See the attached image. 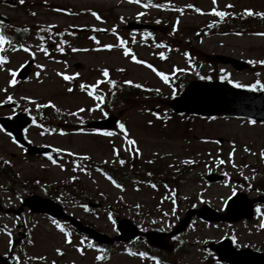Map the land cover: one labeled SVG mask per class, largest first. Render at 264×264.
I'll return each instance as SVG.
<instances>
[{"label": "rangeland", "instance_id": "rangeland-1", "mask_svg": "<svg viewBox=\"0 0 264 264\" xmlns=\"http://www.w3.org/2000/svg\"><path fill=\"white\" fill-rule=\"evenodd\" d=\"M59 3H67L72 7L78 9H96L100 12L101 20H97L91 14L83 16L80 19L73 21L71 18H64L59 15H50L44 11L36 12L35 21L47 23L48 25L68 26L73 25L77 29L85 30L87 33H94L99 39L101 45L114 44L117 41V36L113 34L112 29L115 28L116 33L118 29H123L125 24L129 21L147 23L144 16L137 19V14L142 12L137 4L129 3L126 0H53ZM230 1V0H229ZM227 2V0H223ZM234 5L233 13L237 14L243 7L251 10H256L264 13V0H232L230 3ZM207 2H205L206 4ZM9 17H21L22 22L26 21L21 10H6L4 11ZM156 20L159 19L158 12L155 14ZM167 13L162 14L166 16ZM180 20L177 24L176 31L182 26L193 24L198 26L208 19L206 16L200 15H178ZM182 16V17H181ZM123 17V22L121 21ZM134 19H137L136 21ZM150 25H158L157 30L150 35H143L142 33L130 34L129 38L134 41L133 48L129 49L131 53L137 56V59L152 64L158 71L165 74L172 72V66L180 65L186 66L181 54L173 53L168 57L166 62L159 60L160 49L147 46L140 43L144 37L159 38L164 36V33L171 29L170 24L165 26L155 20L148 22ZM93 29H105L106 31H93ZM179 32V31H178ZM177 32V33H178ZM119 34V33H118ZM163 34V35H162ZM175 37V36H174ZM190 36H186L179 32L178 37H175L176 45L184 46ZM192 47L201 50L200 56H194L195 62L188 68V71H199L201 76H207L214 68L236 82L241 84L248 83L252 78L264 83V66L258 70H253L256 65H251L245 71H235L228 66H224L217 61L218 55H226L234 58H239L245 61L264 60V36L254 34L242 35H222L203 38L200 42H192ZM36 50V49H35ZM179 51V49H178ZM8 57L9 62L0 68V102L11 95L14 100L19 103L20 108H31L34 105L42 104L47 101L52 102L55 107L66 114L70 115V119L74 121L77 126L83 124L84 120L100 119L101 114L87 111L95 105L96 100L93 96H89L88 92L93 89L97 78L98 71L102 69H115L123 72L127 78L135 83L148 85L154 88L164 90L166 94H172L171 89L164 85L159 77L146 64L135 63L130 56H125L123 51H108L107 49L98 50L97 53L78 52L70 59L68 65L61 62H53L46 60L44 57L37 55L39 65L35 71L40 73L37 77L35 74L22 85L9 86V81L12 78L9 69L16 70V68L31 58L30 52L23 49H18ZM187 68V67H186ZM58 71L67 73H79L80 79L70 82L72 84V92L68 91L70 85L63 84V78L58 75ZM223 71V72H222ZM87 85L85 90H81V85ZM77 87V88H74ZM7 88V92L3 89ZM21 97H29L36 103H31L27 99ZM167 98L150 99L146 101L144 108L131 109L121 114H116L120 118V122L126 125L128 136L137 142V147L143 155V159H152L158 163H172L175 159H188L191 155L202 163L206 159H211L214 162L218 158L230 161L229 154L233 153V146L235 152L231 159L235 166L241 169L242 165L260 166L262 161L261 152H264V126H250L244 122L235 119H218L214 121H192L188 120L186 123L182 121L171 120L166 107ZM164 106L162 120H156L154 116L149 114L151 108H159ZM84 108L86 111L78 112L79 109ZM10 110H3L2 113L9 114ZM71 113H78L71 115ZM151 121V124H149ZM118 135L99 136L95 137L88 133H79L75 135L57 136L41 135L39 128L30 129V139L34 144H50L59 147L60 150L69 151L87 156L92 161L110 163L113 161V154L110 141L117 143L124 153L127 154V143L124 139V134L118 132ZM247 148L249 151H245ZM0 155L10 160L12 169L19 172L20 181L26 179L33 180L36 177L45 176L46 182L53 184H60L69 182L73 177L79 178L82 183L88 188L85 201L93 204H100V208H95L98 218L91 214L90 216L85 212V208L68 207V211L79 218H86L101 231L107 235H112V223L103 218V209L108 204H115L119 196L121 205L115 207V212L119 217H125L143 222L154 217L157 213L158 196L152 191L142 188L136 191L128 183H124L123 191L110 184L105 178L96 173L95 170H87L79 168L63 169L56 164L45 165L39 159H23L21 158V151L9 141L6 135L0 134ZM156 158V159H154ZM50 163V162H49ZM44 166V168H43ZM264 169V166H260ZM203 165L193 171V200L198 196L199 200L212 201L213 206L219 207L222 201L233 189H238L236 185H207L203 181L198 182V175L202 173ZM244 175L250 176L251 170L246 169ZM264 176V174H262ZM243 177V176H242ZM196 181V182H195ZM190 183L189 175L184 178L180 185L181 194L184 195V190ZM10 183L6 179L0 178V200L7 205L18 207L19 200L29 194L43 196L45 192L49 193L50 199L54 196L49 188L42 190L44 185H36L35 182L27 184L23 187L17 184L12 187L14 192L8 190ZM47 198V197H46ZM163 198V195H160ZM106 202V203H104ZM63 205L66 207L65 204ZM139 205V207H137ZM150 211V216L145 213ZM93 215V216H92ZM36 219H39L38 221ZM34 221H36L37 228L33 229ZM0 222L9 229L11 233H18L23 231L21 227L28 225L32 230V242L22 241L19 245L10 249L8 233L0 235V254H10L12 257L19 258V264H94L91 260L81 259V253L75 251L78 242L72 246V250L68 247L61 246L63 241L61 237L54 239V232L48 219L43 217L29 215L24 217V220L17 227V221L11 215L0 216ZM17 229L15 230V228ZM194 228L193 235L198 236V240H193V247L187 249V254L183 259L186 262H193L197 264L208 259V254L205 249V243L211 239H216L227 232L226 228H213L208 225H198ZM12 236V235H11ZM56 249H63L64 255L57 254ZM43 258V259H40ZM38 261L37 262H33ZM107 264H142L138 260L127 258L124 255H113L112 260Z\"/></svg>", "mask_w": 264, "mask_h": 264}, {"label": "snow or ice", "instance_id": "snow-or-ice-1", "mask_svg": "<svg viewBox=\"0 0 264 264\" xmlns=\"http://www.w3.org/2000/svg\"><path fill=\"white\" fill-rule=\"evenodd\" d=\"M18 2L20 4H23L25 2V0H18ZM128 2L129 3L140 4L141 3V0H128ZM212 3L214 5V7L211 9L210 13H203V11L201 9L195 8V6H193V5H187L186 7H188V8H194V10L197 13H200V14H210V15H213L215 17H219L221 19H223V18H225V17H227L229 15L228 12L223 11V10H218L217 7H215V5L217 3V0H212ZM142 7H144V8H160V9H165V10H167V8H168L167 5L152 3V0H148L147 3H143L142 4ZM226 7L227 8H232V7H234V5L229 4ZM54 10L55 11H62V9H54ZM175 11H178V12L183 13L184 9L183 8H176ZM32 15H36V13L33 12ZM91 15L94 16L97 20H101V17L95 11H93L91 13ZM144 15H146L145 12H139L137 14V19H139L140 17H142ZM242 15L249 16V17L255 15V16H259L261 18H264V13L253 12L251 9H245ZM121 21L123 22V17H121ZM160 22H161L160 20H157L156 21L157 24H159ZM178 23H179V20H177V24ZM213 26L214 25H209V27H213ZM53 27H55V26H53ZM25 31H27V29H25ZM93 31H106V30L105 29H93ZM175 31H176V28L174 27L173 28V33ZM112 32H113L114 35L117 36V40L119 42V47L123 49V54L125 56H130L131 59L135 63H137V64H146V66L148 68H150L153 72H155L156 75L159 76L165 83H168L169 82V76L168 75H166L165 73H163L161 71H158L152 64H149V63H147L145 61H142V60L137 59V56L135 54L131 53L130 50H129V48L126 46L127 45V42L124 39L120 38L119 35H118V33H116L115 28L112 29ZM146 35H150V34H146ZM256 35L264 36V32L256 33ZM90 38L97 45H100V41L95 36L90 37ZM41 39H43V38H41ZM11 43L12 42L3 34V32L0 31V68H2L5 64H7L9 62L8 57L5 54L6 51H7L6 48H5V45L6 44L11 45ZM156 46L158 48H164V47H166V45H164L162 43L161 44H157ZM100 47L103 48V49L112 50L113 48L117 47V45L116 44H105V45H101ZM23 50L26 51V52H29L30 51L27 47H24ZM58 50L61 51V52L64 51L63 47H60L59 45H58ZM97 50H100V49H97ZM41 51H43L45 53V55H48L49 54L48 53V49L46 47H43L42 45H41ZM72 51L73 52H76V51H88V49H77V48H73ZM31 54H32L33 57L35 56V53L34 52L31 53ZM160 58L161 59H165L166 58L164 56V53L163 52L160 53ZM247 62L249 64H251V65L260 64L261 66H264V60H260V61L249 60ZM37 67H43V66L37 65ZM8 71L10 73V76L12 77L10 79V81H9V86H15L17 84V79H16V77H17V71L16 70H12V69H9ZM120 71H124V70L123 69H120ZM177 71H184V70L183 69H177ZM35 75L37 77H39L40 76V73L37 72ZM58 75H62V74L61 73H58ZM102 75L105 78L109 77V70L108 69H104L103 72H102ZM75 76L78 77L79 76V73H76ZM73 78L74 77L73 76H70V75H63V79L66 80V81H71ZM200 78L201 79H205V77H203V76H201ZM209 79H210V77H209ZM224 79H225V76L222 75L221 76V80H224ZM101 82H103V81H100L96 85H93L92 86L93 89L98 88L99 87V83H101ZM107 83L109 85H111L112 87H115V81H113L111 79H108L107 80ZM125 83L126 84H129V85H132V86H134L136 88H142V85H140V84H134L132 81H125ZM228 83L232 84V86L234 88H237V89L246 88L249 91H257V90L264 91V83H261L259 80H257L255 83H253L251 85H244V84H241L240 82H236V81H233L231 79H228ZM87 87H88L87 85H83L82 84L81 85V90H85ZM3 91L7 92V88L3 89ZM68 91L69 92H72L73 89L71 87H69L68 88ZM156 91H159V90L157 89ZM88 95L89 96H93L96 101L102 102L104 100V97L102 95L95 94L94 91H89L88 92ZM21 99H27L31 103H36L34 100H31V98H29V97H21ZM6 102L14 103L13 97L11 95H8L7 96V99H6ZM49 105H51V102H49ZM49 105H42L41 107H47ZM51 106L52 107H55V105H51ZM97 107H99V105H97ZM95 110H96L95 108L87 109V111H95ZM100 110L103 112V115L105 117H107L108 113L107 112H104L102 108ZM26 111H27V109H26ZM57 111H59V110L57 109ZM84 111H86V109H84V108H81V109L78 110V112H84ZM77 114L78 113H71V115H77ZM250 123H253L254 124L255 121L254 120L253 121H250ZM149 124H151V121H149ZM116 127L120 130V133H123L124 134L127 145L131 146V147L125 149V150L126 151H130V152H133L134 155H139V148L136 146L137 145V142L134 139H129L128 138V132H127V129H126V125L124 123H122V122H117ZM0 131H3V129H0ZM61 134H64V133H61ZM101 134L104 135V136L111 137L113 135H116L117 133L112 132V131H104ZM9 135H10V133H9ZM54 151L60 152L61 150L60 149H54ZM245 151H249V150L247 148H245ZM234 152H235V147L233 146V153H230L229 154V159L230 160H231ZM113 153H114L115 156H117V158H119L120 151H119L118 148H115L114 147L113 148ZM68 154L69 155H74L73 153H68ZM260 155L262 157H264V152H261ZM48 158L52 161L53 164H56L57 163V161L55 159H53L51 156H49ZM83 159L87 160V159H89V157L84 156ZM151 162L152 161H149V163H151ZM3 163L5 165H10V161H8V160H5ZM105 163H107V161H105ZM119 163L121 164V166H123L126 163V161L123 160V159H119ZM185 163H195V161H185ZM219 163L220 164H224L225 161L221 159L219 161ZM233 166H235V164H233ZM149 175H151V174H149ZM72 179L75 180L76 177H73ZM108 179L109 180H112V177H108ZM245 179H248V178L245 177ZM112 182L115 184L116 187L122 188V186L120 184L116 183L114 180H112ZM152 187L155 188L156 186L155 185H152ZM235 195H236V190L233 189L232 190V196H235ZM172 203L173 204L176 203V200H175L174 197L172 199ZM137 207H139V205H137ZM85 209L87 210V206H85ZM173 212H175V209H173ZM255 212L257 214H260V216L262 217L261 222L259 224V228L264 229V212H262V209H261L260 206H257L255 208ZM165 215H167V213H165ZM109 219H111V216H109ZM17 220H19V218H17ZM153 223H156V221H153ZM53 224L56 225V227L59 229V231L61 233H64L65 234V236H66L65 243L71 244L72 243L71 233L66 232L64 226L61 225V224H59L57 221L53 220ZM113 224H115V221H113ZM160 231H164V229H160ZM8 235H9V237H11V235H12L11 232H9ZM232 239H233V243H235V237H233ZM11 243H12V241H11V239H9V244H11ZM80 243L81 244H84L85 241H81ZM87 247L88 248H95V245L92 244V243H88L87 244ZM56 251H57V254L63 255V252H62L61 249H56ZM77 251H79L81 253V255L84 254L83 248H79L78 247L77 248ZM98 251L101 252V253H103L105 250L103 248H100V249H98ZM129 254L130 255H133V256L137 255V253H135V252H130ZM139 255L141 257H145L146 256V253L141 252V253H139ZM16 259L19 260V258H16ZM40 259H43V258H40ZM96 259L99 260V261H103L105 259V257L103 255H100V256L96 257ZM53 264H55L54 261H53ZM156 264H160V261L157 260L156 261Z\"/></svg>", "mask_w": 264, "mask_h": 264}, {"label": "water", "instance_id": "water-1", "mask_svg": "<svg viewBox=\"0 0 264 264\" xmlns=\"http://www.w3.org/2000/svg\"><path fill=\"white\" fill-rule=\"evenodd\" d=\"M193 92L195 93L196 99H198L199 101L210 100V94L205 89H201V88H197V89L190 88V90L186 93L185 96H190L193 94ZM177 110L201 114L204 111V107L196 104L190 106V109L187 110H181V109H177Z\"/></svg>", "mask_w": 264, "mask_h": 264}, {"label": "trees", "instance_id": "trees-1", "mask_svg": "<svg viewBox=\"0 0 264 264\" xmlns=\"http://www.w3.org/2000/svg\"><path fill=\"white\" fill-rule=\"evenodd\" d=\"M112 93L114 94V96L118 97V101H122L127 98L125 89L120 86L115 87Z\"/></svg>", "mask_w": 264, "mask_h": 264}]
</instances>
